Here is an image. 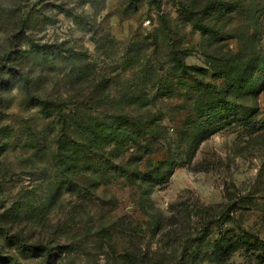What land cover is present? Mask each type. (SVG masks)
I'll list each match as a JSON object with an SVG mask.
<instances>
[{
	"label": "rangeland",
	"instance_id": "1",
	"mask_svg": "<svg viewBox=\"0 0 264 264\" xmlns=\"http://www.w3.org/2000/svg\"><path fill=\"white\" fill-rule=\"evenodd\" d=\"M0 264H264V0H0Z\"/></svg>",
	"mask_w": 264,
	"mask_h": 264
},
{
	"label": "trees",
	"instance_id": "2",
	"mask_svg": "<svg viewBox=\"0 0 264 264\" xmlns=\"http://www.w3.org/2000/svg\"><path fill=\"white\" fill-rule=\"evenodd\" d=\"M129 125V126H128ZM127 129H129V131H133V128H131V127H133V125L132 124H130V123H127L126 124V126H125ZM204 133V131L202 132V134ZM202 134H201V136H200V138L199 139H195L193 142H192V145H191V147H190V153H191V155H193V154H195L196 152H197V150H198V148H199V146H200V144H201V142L203 141V140H205L206 138H207V136L206 135H203L202 136ZM107 138V137H106ZM106 138H102V139H99V138H96V137H93L90 141H91V146H89V147H92V149H94V151L95 152H93V155H94V158L96 157V158H99V159H102V162L103 163H105V162H107V159H106V152H96V151H99L98 150V148L100 147V144L97 142V140H100V141H103V140H105L106 141ZM114 141V140H113ZM115 142V141H114ZM107 144V143H106ZM113 146L114 147H116L117 148V144H116V142L113 144ZM97 149V150H96ZM174 162H171V164H169V166H170V168H171V170H172V168H174V166L176 165V162H175V160H173ZM119 169H124V166L123 167H120ZM126 175H128L129 173H130V170L129 169H126L125 170V172H124ZM150 176V175H149ZM152 180V181H151ZM154 181V178H151L150 177V182H153ZM165 181H166V178H165V180H163V181H160V182H162V183H165ZM154 183H159V182H154ZM2 233H5L4 235H5V239L9 242V243H22L21 241H23V240H21L20 238H18L19 236L18 235H16V234H12V236H8V234L6 235V232L5 231H2ZM256 243V242H255ZM255 245V244H254ZM22 248H23V251L24 252H26V253H32V254H34V253H36V251H39V249L36 247V246H33V245H24L23 244V246H22ZM21 248V249H22ZM42 250H44V249H42ZM47 255L50 257L51 256V252H50V250H47Z\"/></svg>",
	"mask_w": 264,
	"mask_h": 264
}]
</instances>
